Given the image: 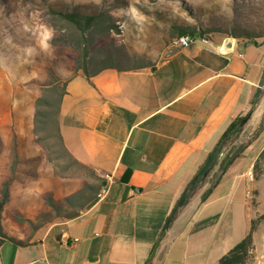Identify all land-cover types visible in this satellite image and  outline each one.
<instances>
[{"label": "crops", "instance_id": "1", "mask_svg": "<svg viewBox=\"0 0 264 264\" xmlns=\"http://www.w3.org/2000/svg\"><path fill=\"white\" fill-rule=\"evenodd\" d=\"M96 70L63 79L57 123L99 184L80 212L7 233L20 243L0 244V264H145L163 231L152 264H218L253 220L252 264H264V139L232 158L224 145L205 170L231 121H264V39L196 41L151 66Z\"/></svg>", "mask_w": 264, "mask_h": 264}, {"label": "rangeland", "instance_id": "2", "mask_svg": "<svg viewBox=\"0 0 264 264\" xmlns=\"http://www.w3.org/2000/svg\"><path fill=\"white\" fill-rule=\"evenodd\" d=\"M50 8L98 14L103 26H111L86 45L90 71L103 64L151 66L174 51L169 45L179 28L194 30L197 40L264 39V0H0V199L4 184L9 192L0 227L6 234L35 231L46 221L80 212L99 184V177L65 154L56 139L57 98L79 52L61 41L66 36L73 42L74 30L52 19ZM53 84L54 91H47ZM49 94L48 105L37 103ZM37 110L49 112L50 123L38 135L42 142L34 133ZM259 136L264 139V121L245 126L222 151L234 155ZM216 177L217 172L210 180Z\"/></svg>", "mask_w": 264, "mask_h": 264}, {"label": "trees", "instance_id": "3", "mask_svg": "<svg viewBox=\"0 0 264 264\" xmlns=\"http://www.w3.org/2000/svg\"><path fill=\"white\" fill-rule=\"evenodd\" d=\"M49 13L51 17H53L52 19H54V17L55 19H58V20L60 19L67 25V29L74 30V35L71 36L72 37L71 39L73 40V42L66 41L65 40L67 39L66 36H64V39H61V41L65 44L72 45L75 49H77V51L79 52V58L76 61V69H81L88 76L89 75L88 74L89 72L87 69L88 50H87L86 45L91 39H93V37L96 34L104 32L107 28H111V26H103L102 25L103 19L101 18V15H98V14H82L76 11H61V10H55L53 8L49 9ZM51 25L57 28V24H55L53 20H51ZM61 29H64V28H61ZM177 33L178 35L188 33V34L196 36V33L194 30L187 31V29H184V28H179L177 30ZM109 66H114V65L103 64L99 66L97 70H100L104 67H109ZM119 69L130 70V69H136V68L125 67V68H119ZM54 89L55 87L53 84L49 86L47 91L52 92L54 91ZM64 92H65V89H64V82H63L60 92H59V96L57 98L56 115L58 113L59 104H60L61 97L63 96ZM50 100H51V95L49 94L44 100L39 98L37 100V103L40 105H48L50 103ZM241 118L242 117L239 116L233 121H231V123L228 125L226 130L222 133L218 142L215 144V147L213 148V150L210 152L208 156L210 159V157H212L213 155V158L209 161V164H207V167L205 170L210 169V167H212L216 159V156L221 151L220 150L221 147H223L225 144H229L231 141L235 139V136L238 134L241 128L240 127ZM49 123H50L49 112H47L46 110L45 111L37 110L35 112V117H34V133L37 134L38 136L42 130L47 129ZM55 127L57 130L56 139H57V142L61 150L65 154H67L69 157H71L69 152L66 150L65 146L63 145L61 138L58 134L57 119L55 120ZM44 137L48 138L50 137V134H45ZM42 139L43 138H40V136L37 137L38 142H42ZM227 156L232 158V155L230 154H227ZM262 158L263 156L261 155L259 157V162ZM8 193L9 192H8L7 184H4L3 189H2V198L0 199V210L8 199V196H9ZM48 201H49V204L53 207V200L51 198H48ZM255 223H256V220H253L250 231L245 235L244 238H242L236 245H234L226 254L220 257V259L218 260V264H252V260H253L252 230L254 228ZM4 240H14V239L8 236L6 233H4L0 227V244ZM14 241L16 243H20L19 241H16V240Z\"/></svg>", "mask_w": 264, "mask_h": 264}, {"label": "built area", "instance_id": "4", "mask_svg": "<svg viewBox=\"0 0 264 264\" xmlns=\"http://www.w3.org/2000/svg\"><path fill=\"white\" fill-rule=\"evenodd\" d=\"M207 40L208 39H206V38H200L199 40H197V37H195L194 35H177L176 37H174V40H171L169 47L172 50H177V49L187 47L196 41L205 42ZM249 177L251 178L252 174H249ZM104 178L107 180H110V176L108 174H105ZM106 191H107V185L103 184L101 187V191H98V193H97V198L98 199L103 198ZM247 193H249V192H247ZM74 240L76 241L78 239L75 238Z\"/></svg>", "mask_w": 264, "mask_h": 264}, {"label": "water", "instance_id": "5", "mask_svg": "<svg viewBox=\"0 0 264 264\" xmlns=\"http://www.w3.org/2000/svg\"><path fill=\"white\" fill-rule=\"evenodd\" d=\"M229 45H230V40H228V42L226 43L225 47L227 48V47H229ZM247 118H248V116H246V117L243 118V120H242V124L247 120ZM226 161H227V160H226ZM129 173H130V170H129V169L125 170V172H124V174H123L121 180L126 179V178L128 177V175H129ZM164 233H165V232L163 231V232L160 234V236L158 237V239H157V241L155 242V244H154V246H153V248H152V250H151V252H150V254H149V256H148L147 261H146L145 264H152L153 259H154L155 254H156V251H157V249H158V246H159V244H160V242H161V240H162V238H163V236H164Z\"/></svg>", "mask_w": 264, "mask_h": 264}, {"label": "bare ground", "instance_id": "6", "mask_svg": "<svg viewBox=\"0 0 264 264\" xmlns=\"http://www.w3.org/2000/svg\"><path fill=\"white\" fill-rule=\"evenodd\" d=\"M182 35H191V34L186 33V34H182ZM194 36H195V35H194ZM195 37H197V36H195ZM172 40H174V38H172ZM99 191H101V188H100Z\"/></svg>", "mask_w": 264, "mask_h": 264}]
</instances>
